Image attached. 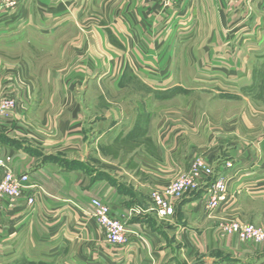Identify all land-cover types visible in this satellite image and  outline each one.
Returning a JSON list of instances; mask_svg holds the SVG:
<instances>
[{"label":"crops","instance_id":"0c3cea01","mask_svg":"<svg viewBox=\"0 0 264 264\" xmlns=\"http://www.w3.org/2000/svg\"><path fill=\"white\" fill-rule=\"evenodd\" d=\"M16 48L24 53L3 55ZM243 82H264V0H18L0 9V99L18 102L0 117V148L30 179L12 206L0 201V264H264V241L219 228L224 218L264 224V122H226L220 134L211 114L161 101L176 99L180 83ZM196 156L214 169L204 180L231 179L236 201L206 215L200 184L174 217L158 218L151 192ZM94 198L125 222L126 245L104 240Z\"/></svg>","mask_w":264,"mask_h":264},{"label":"built area","instance_id":"2783aa9c","mask_svg":"<svg viewBox=\"0 0 264 264\" xmlns=\"http://www.w3.org/2000/svg\"><path fill=\"white\" fill-rule=\"evenodd\" d=\"M163 6H168L174 0H155ZM244 2L245 0H234ZM18 0H0V9L13 8ZM17 97L12 94L3 95L0 99V117L8 115L17 109ZM11 155H4L0 148V169L3 177L0 181V201H6L12 206L25 194L30 185L28 174H18L12 167ZM228 165H231L230 163ZM214 169L201 156L193 158L190 166L181 172L165 188L151 192V209L159 218L167 219L175 215V201L183 198L187 193L200 186L205 178L212 177ZM231 179L226 175H219L205 187L203 203L209 214L225 210L236 198V191L231 189ZM35 196H27V204H35ZM92 217L97 221L104 240L112 245H126L129 230L121 219L111 214L108 204L99 199H92ZM141 212V211H140ZM219 228L225 234L238 236L241 240L255 242L264 241V228L240 220L223 221Z\"/></svg>","mask_w":264,"mask_h":264},{"label":"rangeland","instance_id":"374dc122","mask_svg":"<svg viewBox=\"0 0 264 264\" xmlns=\"http://www.w3.org/2000/svg\"><path fill=\"white\" fill-rule=\"evenodd\" d=\"M6 41L8 42V40ZM16 49L17 51H13V50L9 51V49L3 50V55H11V54L15 55L16 53L20 55L21 53H24V48H16ZM240 85L244 89L243 90L244 96L242 97H238V96L224 97L218 92V91L234 92V90L237 87H240ZM257 89L259 90L257 91ZM134 90L136 89L134 88ZM177 91H178V96L176 99L172 98L174 100L166 98L168 97V95L163 93L161 99L163 108L177 107V110L181 111L183 114L190 116L193 113H196L199 118H201V115H204L205 113H209L214 117V120L212 121V128L218 129V131H220L219 132L220 134L224 133V126H225L224 124L226 122L233 123V121L235 122V120L237 123H241V124H243L244 122L248 123L253 121L255 123L264 122V82L253 84L252 86L247 82H243L238 84V86L236 84V87H234L233 84L229 86L228 84H224V83H219V84L180 83L178 84ZM151 100L153 101V97L151 98ZM156 102H157V98H156ZM251 105L255 107L256 109L255 114L257 115V117H252L255 114L251 112V107H250ZM241 116L243 117L246 116V121L243 120L242 122L240 120ZM251 119L253 121H251ZM258 133L259 136L262 135L261 134L262 132H258ZM249 135L250 134L248 131H246L245 133L241 132L240 135L241 141L243 143H245V141H248ZM243 150H245L248 153L250 147L246 145ZM208 184L209 182L204 180L201 183V187L202 185L204 187H207ZM234 201H236V198ZM176 202L177 201H175V205ZM203 209L206 215H212L209 214L208 210L205 208V205ZM215 213L216 212H213V215ZM262 216L264 217V211ZM172 217H174V215ZM226 219L227 218H224L223 220L220 219L219 221L221 222L230 221ZM240 221L251 223L256 226L264 228V224L262 225L254 221H248V220L247 221L240 220Z\"/></svg>","mask_w":264,"mask_h":264}]
</instances>
